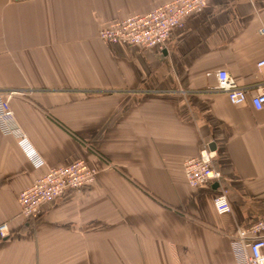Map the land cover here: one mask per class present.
Here are the masks:
<instances>
[{
    "label": "crops",
    "instance_id": "obj_1",
    "mask_svg": "<svg viewBox=\"0 0 264 264\" xmlns=\"http://www.w3.org/2000/svg\"><path fill=\"white\" fill-rule=\"evenodd\" d=\"M171 1L0 0V93L16 94L15 120L44 163L0 133V264H240L237 229L264 218V106L232 105L217 74L248 97L264 83V0H211L164 52L100 40ZM211 145L230 214H217L213 185L184 178V160ZM74 161L99 172L94 184L25 221L17 195Z\"/></svg>",
    "mask_w": 264,
    "mask_h": 264
},
{
    "label": "built area",
    "instance_id": "obj_2",
    "mask_svg": "<svg viewBox=\"0 0 264 264\" xmlns=\"http://www.w3.org/2000/svg\"><path fill=\"white\" fill-rule=\"evenodd\" d=\"M211 0H174L162 4L146 15H136L111 23L107 28L98 32L103 43L108 45L126 44L151 50L155 48L164 52L167 42L172 38L173 31L185 25L186 17L191 13L199 14L208 7ZM264 37V27L259 28ZM264 68V59L257 63V69ZM218 91L226 95L232 105L245 104L248 99L254 110L260 111L264 106V83L257 86L252 97L248 90L237 85L236 80L226 71L219 70L217 74ZM252 90V89H251ZM15 93H0V133L18 139V143L26 150V154L35 162L36 167L44 166L42 161L35 160L36 150L30 146L28 137L15 120L13 110L9 105ZM216 154L208 148H203L195 158L184 160V178L190 188L205 187L218 184V195L212 200L218 215L232 213L227 188L223 186L221 172L213 166ZM37 158V157H36ZM99 175L96 169L84 161L48 168L46 173L36 179L26 190L17 195L19 215L25 221L41 218L42 207L48 202L62 198L70 193L87 191ZM8 225L0 224V239L9 235ZM237 236L232 240L234 255L240 264H264V218L254 222L252 226L242 229L239 227Z\"/></svg>",
    "mask_w": 264,
    "mask_h": 264
},
{
    "label": "water",
    "instance_id": "obj_3",
    "mask_svg": "<svg viewBox=\"0 0 264 264\" xmlns=\"http://www.w3.org/2000/svg\"><path fill=\"white\" fill-rule=\"evenodd\" d=\"M210 149H212V151L214 150L213 147H212V145L210 146ZM217 187H218V184H216V185L213 186L214 189H217Z\"/></svg>",
    "mask_w": 264,
    "mask_h": 264
}]
</instances>
